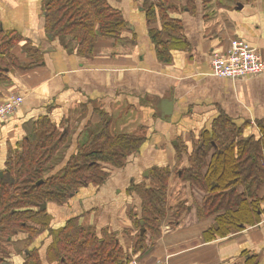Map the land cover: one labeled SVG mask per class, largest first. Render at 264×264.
I'll use <instances>...</instances> for the list:
<instances>
[{
    "label": "crops",
    "instance_id": "0c3cea01",
    "mask_svg": "<svg viewBox=\"0 0 264 264\" xmlns=\"http://www.w3.org/2000/svg\"><path fill=\"white\" fill-rule=\"evenodd\" d=\"M109 3L122 12L127 28L116 38H99L90 57L79 56L70 37L47 38L40 4L34 3L35 16L27 19L17 13L21 7L0 11V18L17 27L38 52L24 54L27 41L22 40L12 53L23 69L10 70L0 82V103L11 94L23 98L15 114L0 122V170L23 142L46 129L66 131L51 174L105 127L111 137L137 138V151L122 159V165H102L106 178L101 185L81 186L63 205L46 204L51 229L75 219L97 234H112L125 264H264V204L258 203L253 225L216 236L211 230H218L216 217L224 211L200 215L205 193L181 173L173 177L175 171L190 168L204 132L221 119L238 128V140L263 136L264 72L218 78L212 75L210 57L241 39L264 58V0H209L193 13L173 12L170 17L179 21L181 31L158 51L148 32L160 28L158 20L149 24L135 0ZM101 148V143L94 144L87 153ZM214 153L215 147L210 148L203 171ZM162 169L171 171L165 216L154 227L141 226L135 188L160 186L153 171ZM237 192L242 194V186ZM263 196L264 184L258 192ZM240 201L250 206L249 198ZM50 241L48 232H42L31 248L44 256Z\"/></svg>",
    "mask_w": 264,
    "mask_h": 264
},
{
    "label": "trees",
    "instance_id": "16d2710c",
    "mask_svg": "<svg viewBox=\"0 0 264 264\" xmlns=\"http://www.w3.org/2000/svg\"><path fill=\"white\" fill-rule=\"evenodd\" d=\"M109 1L45 0L44 31L51 38L70 37L77 54L90 57L99 38H116L127 28L122 12L113 8ZM208 1L157 0L141 5L149 24L160 22L159 29L148 30L157 51L159 48L165 50L168 37L181 31V24L170 17L171 13L178 10L193 13L195 7ZM21 41L16 30L0 27V80L6 79L12 69H23L12 53ZM25 47L22 51L27 56L38 53L37 48ZM238 137V128L224 119L214 123L211 131L204 132L201 145L195 147L189 159L190 168L181 172L190 186L205 193L200 215L224 211L216 217L218 230H211L216 236L225 231L240 230L245 224L253 225L258 218L255 217L259 211L258 203L264 204V196L258 197L264 184V130L258 141L238 140ZM65 141L66 131L46 129L36 139L23 142L18 152L7 157L4 169L0 170V264L10 259L9 245L17 236L25 234L28 245L45 230L52 238L45 259L35 248L23 250L21 264H125V254L114 235L97 234L95 229L80 226L75 219L52 230L49 215L41 206L47 203L63 205L81 186L101 185L106 178L102 165H122L121 160L137 151L140 141L128 136L111 137L105 127L85 148L73 154L58 173L51 174L50 165ZM100 143L101 150L87 153L89 146ZM212 147H215V153L203 171ZM153 172L160 186L135 188L141 200L140 220L149 227H154L165 216L166 185L171 175L167 169ZM239 186L243 189L240 195L237 192ZM241 197L250 199L249 207L245 202L241 203ZM235 206L239 209L232 212Z\"/></svg>",
    "mask_w": 264,
    "mask_h": 264
},
{
    "label": "built area",
    "instance_id": "2783aa9c",
    "mask_svg": "<svg viewBox=\"0 0 264 264\" xmlns=\"http://www.w3.org/2000/svg\"><path fill=\"white\" fill-rule=\"evenodd\" d=\"M210 68L212 75L218 78L230 80L249 78L264 72V58L258 50L252 48L247 42L241 39H233L225 52L212 53ZM22 102V96L11 94L7 100L0 103V122L13 116ZM130 264L140 263L132 261ZM153 264L167 263L157 261Z\"/></svg>",
    "mask_w": 264,
    "mask_h": 264
},
{
    "label": "rangeland",
    "instance_id": "374dc122",
    "mask_svg": "<svg viewBox=\"0 0 264 264\" xmlns=\"http://www.w3.org/2000/svg\"><path fill=\"white\" fill-rule=\"evenodd\" d=\"M44 2H45V0H0V11H1V13H2V10H4V9H6V8H11V10H13L14 8H16V7H21V9H19L18 10V12L17 13H20V14H24L25 16V19H27V18H29V17H34L35 16V13H34V7H35V4H40V6H41V8H40V11H41V15H43V5H44ZM150 2H157V0H145V1H137V4L138 5H143V6H145V4H147V3H150ZM35 3V4H34ZM199 6H201V5H199ZM202 6H204V5H202ZM113 7V6H112ZM114 8V7H113ZM10 10V14L11 15H9V18H10V16H12L13 15V12ZM4 12V11H3ZM15 13V12H14ZM21 16V15H20ZM4 17H6V14H4ZM23 17V16H22ZM42 18H43V16H41ZM44 21V20H43ZM9 26H11V25H8L7 24V19H5V20H3L2 18H0V27L3 29V30H16L17 32H18V34L20 35V37H21V40H24V41H27L26 39H24V37H23V35H22V32L17 28V27H9ZM46 34V33H45ZM27 47H33V48H35L31 43H29L28 41H27V45H26V47L25 48H27ZM36 49V48H35ZM37 53V52H36ZM0 82H5V79H1L0 80ZM3 170V169H2ZM174 172V171H173ZM176 173H172L173 174V177H176V175H177V172L178 173H181L182 172V170H179V171H175ZM171 176V175H170ZM176 179V178H175ZM174 179V180H175ZM169 180H170V178L168 179V182H167V185H166V190L168 189V184H169ZM178 181L176 180V183H177ZM166 197H167V191H166ZM50 217H49V228L51 229V227H50ZM53 230V229H52ZM44 232H48V231H44ZM25 234H22L21 236H17L16 237V241H14L11 245H9V251L11 252V257H10V259L7 261V262H5V263H3V264H19V261H18V259L19 258H22L23 257V250H30V249H33V248H31V244H32V242L30 243V244H26V241H25V236H24ZM48 235H49V232H48ZM37 236H39V235H37ZM21 238V239H20ZM36 238V237H35ZM34 238V239H35ZM49 238H51V236H49ZM33 239V240H34ZM32 240V241H33ZM51 242H52V238H51V241H50V243L49 244H51ZM33 247V246H32ZM48 249V248H47ZM47 249H46V251H47ZM18 251H20L21 253L20 254H18ZM46 251H45V254H44V256H42L41 255V257L43 258V259H45V256H46Z\"/></svg>",
    "mask_w": 264,
    "mask_h": 264
},
{
    "label": "water",
    "instance_id": "95a60500",
    "mask_svg": "<svg viewBox=\"0 0 264 264\" xmlns=\"http://www.w3.org/2000/svg\"><path fill=\"white\" fill-rule=\"evenodd\" d=\"M47 38H48V39H51V37H50L49 35L47 36ZM1 174H2V172L0 171V175H1ZM45 206H46V204H43V205L41 206V208H42V209H45ZM142 224H143V223L140 222V225H141V226H142ZM141 232H143V231H141Z\"/></svg>",
    "mask_w": 264,
    "mask_h": 264
}]
</instances>
